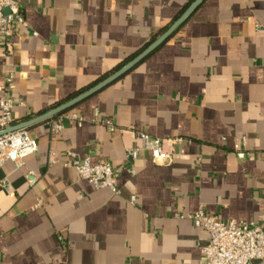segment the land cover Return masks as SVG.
Instances as JSON below:
<instances>
[{
    "label": "crops",
    "instance_id": "crops-1",
    "mask_svg": "<svg viewBox=\"0 0 264 264\" xmlns=\"http://www.w3.org/2000/svg\"><path fill=\"white\" fill-rule=\"evenodd\" d=\"M192 1H24L27 26L10 37L8 60L0 40V85L15 75L16 123L120 69ZM97 110L116 131L94 122ZM71 112L86 122H65L59 133L50 120L34 125L38 153L21 170L0 167V264H205L210 235L189 215L203 208L226 222L264 224V0H206ZM139 130L182 139L173 161L128 158ZM236 144L248 156L239 158ZM87 157L116 169L119 193L79 176L73 161ZM28 170L38 175L34 187Z\"/></svg>",
    "mask_w": 264,
    "mask_h": 264
},
{
    "label": "built area",
    "instance_id": "built-area-1",
    "mask_svg": "<svg viewBox=\"0 0 264 264\" xmlns=\"http://www.w3.org/2000/svg\"><path fill=\"white\" fill-rule=\"evenodd\" d=\"M28 0H0V40L5 44V59L13 54L10 37L15 29L27 26L22 12V4ZM16 89L15 75L8 73L0 85V131L16 124L12 93ZM65 122L82 126L86 118L78 113L66 112L53 118L49 122L50 130L59 133ZM94 122L106 125L111 131H116L110 119H102L97 110ZM139 145L127 149V157L136 160L144 152H149L156 164H170L174 159V146L182 141L180 138H161L150 135L147 131L134 132ZM239 158H245L248 153L239 144L235 145ZM39 151L36 137L27 128L10 131L0 135V167L7 161L14 163L16 169L25 166V158ZM73 166L82 179L89 181L97 188H108L119 193L116 186V169L107 161L93 164L87 157L84 160L73 161ZM30 187L38 181V175L33 170L25 173ZM6 183V180L3 181ZM177 217L185 218L181 213ZM196 227L208 231L210 241L203 248L205 264H264V224L248 221L226 222L217 216L210 215L203 208L187 217Z\"/></svg>",
    "mask_w": 264,
    "mask_h": 264
},
{
    "label": "water",
    "instance_id": "water-1",
    "mask_svg": "<svg viewBox=\"0 0 264 264\" xmlns=\"http://www.w3.org/2000/svg\"><path fill=\"white\" fill-rule=\"evenodd\" d=\"M206 0H193L189 6L184 10V12L178 17L174 23L156 40H154L152 43H150L146 48H144L136 57H134L132 60L127 62L124 66H122L120 69L109 75L107 78L103 79L99 83L93 85L92 87L86 89L85 91L79 93L78 95L70 98L69 100L53 107L49 111L42 113L32 119L16 123L15 125H12L2 131H0V135L5 134L10 131H15L18 129L23 128H31L34 125L49 121L58 115L74 108L78 104H80L82 101L88 99L89 97L93 96L97 92L101 91L105 87L109 86L116 80H118L120 77L128 73L131 69H133L135 66H137L140 62H142L144 59H146L148 56H150L153 52H155L159 47H161L169 38H171L177 30L182 27L196 12V10L205 2Z\"/></svg>",
    "mask_w": 264,
    "mask_h": 264
},
{
    "label": "trees",
    "instance_id": "trees-1",
    "mask_svg": "<svg viewBox=\"0 0 264 264\" xmlns=\"http://www.w3.org/2000/svg\"><path fill=\"white\" fill-rule=\"evenodd\" d=\"M182 13H179L178 15H177V17H176V19L178 18V17H180V15H181ZM88 88H90V87H88ZM84 90H86V89H84ZM83 90V91H84ZM82 90H80V91H78V92H76V93H74L73 95H72V97H74V96H76V95H78L79 93H81V92H83ZM71 97V98H72ZM57 106V105H56ZM73 110V108L72 109H70V110H68V111H66V112H71ZM66 112H64V113H66ZM63 114V113H62ZM61 115V114H60Z\"/></svg>",
    "mask_w": 264,
    "mask_h": 264
}]
</instances>
